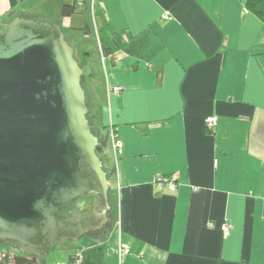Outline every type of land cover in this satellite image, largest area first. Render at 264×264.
I'll return each instance as SVG.
<instances>
[{"label":"crops","instance_id":"obj_1","mask_svg":"<svg viewBox=\"0 0 264 264\" xmlns=\"http://www.w3.org/2000/svg\"><path fill=\"white\" fill-rule=\"evenodd\" d=\"M247 1L0 0L1 21L61 26L107 140L113 231L42 264L81 247L84 264H264V21ZM173 173L175 190L156 187Z\"/></svg>","mask_w":264,"mask_h":264},{"label":"water","instance_id":"obj_2","mask_svg":"<svg viewBox=\"0 0 264 264\" xmlns=\"http://www.w3.org/2000/svg\"><path fill=\"white\" fill-rule=\"evenodd\" d=\"M83 76L59 24L0 20V244L22 254L47 255L109 221Z\"/></svg>","mask_w":264,"mask_h":264},{"label":"built area","instance_id":"obj_3","mask_svg":"<svg viewBox=\"0 0 264 264\" xmlns=\"http://www.w3.org/2000/svg\"><path fill=\"white\" fill-rule=\"evenodd\" d=\"M169 17V13H165L163 15L164 19H167ZM120 88H116V91H119ZM217 124V117L216 116H210L206 119V126L208 129L213 130ZM110 136L113 141L114 149L117 150L121 146V141L118 139V136L116 132L113 129L109 130ZM156 187L160 190L164 188H168L170 190H175L178 187L179 184V174L173 173L170 176H158L155 179ZM213 225V223H211ZM230 229V224L228 222H225L223 224V230L227 233ZM84 251L85 247H81L77 249L70 257L69 260L66 261H60L56 264H84ZM121 252L127 253L128 248L125 246L121 247Z\"/></svg>","mask_w":264,"mask_h":264},{"label":"trees","instance_id":"obj_4","mask_svg":"<svg viewBox=\"0 0 264 264\" xmlns=\"http://www.w3.org/2000/svg\"><path fill=\"white\" fill-rule=\"evenodd\" d=\"M247 7H248V9L253 11L255 14H257L259 17H261V19L264 21V0H248L247 1ZM76 10H77L76 4H64L62 6V9H61V14H62V16H70L73 13H75ZM101 49H102V52L105 51V45L103 44V42H101ZM87 117H88L89 123L91 124L90 119H89V113H88ZM91 126H92L93 133L97 136V134L94 130L95 128L93 127L92 124H91ZM106 146H107V144L105 143V141H101V139L99 138V144L97 146V153L99 156H100V153H103L105 151ZM100 158H101V156H100ZM106 161H107V155H106ZM103 167L107 171V168H105V166H104V162H103ZM110 204L112 206L111 198H110ZM111 212H113L112 209L109 213L111 214ZM104 229H105V226L102 230L95 231V232H92L90 234L91 235H93V234L97 235L101 231H103ZM90 234H88V235H90Z\"/></svg>","mask_w":264,"mask_h":264},{"label":"rangeland","instance_id":"obj_5","mask_svg":"<svg viewBox=\"0 0 264 264\" xmlns=\"http://www.w3.org/2000/svg\"><path fill=\"white\" fill-rule=\"evenodd\" d=\"M52 20V19H51ZM53 21V20H52ZM54 22V21H53ZM56 23V22H55ZM58 24V23H57ZM76 55V54H75ZM77 58V57H76ZM91 122V121H90ZM96 134H97V137H99L101 139V141H105V143L107 142L106 140V137L105 135H103L102 133H99L96 128L94 129ZM109 139V138H108ZM107 144V143H106ZM103 152V151H102ZM100 156H101V159L103 160L104 162V166L105 168H107V161H106V151H104L103 153H100ZM110 198H111V193H110ZM112 201V200H111ZM113 206V205H112ZM108 217H109V221L108 223L105 225V229L103 231H101L99 234H100V237H102L104 234H108L109 231H113V228L115 227V215H114V212H111L108 213ZM99 234H97L99 236ZM87 235L83 236L82 238H80L79 240L77 241H71L69 239H60L58 240V242L56 243V246L54 248H52L48 254L50 253L52 256H51V259H54V260H59L60 258H62L66 252L64 251H61L59 250V246L58 245H63V244H69V243H81L80 241H82L83 238H85ZM1 247L0 249L2 248V244H0Z\"/></svg>","mask_w":264,"mask_h":264},{"label":"flooded vegetation","instance_id":"obj_6","mask_svg":"<svg viewBox=\"0 0 264 264\" xmlns=\"http://www.w3.org/2000/svg\"><path fill=\"white\" fill-rule=\"evenodd\" d=\"M0 254L1 256H3V259H7V262L10 264H37L39 259L41 260L42 257L22 254L20 252H17L16 248L12 247L11 245L2 246V248L0 249Z\"/></svg>","mask_w":264,"mask_h":264}]
</instances>
